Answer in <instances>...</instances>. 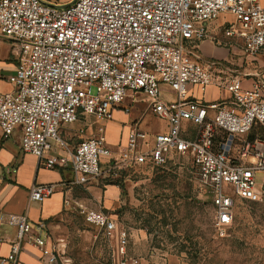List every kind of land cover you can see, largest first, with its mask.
I'll return each mask as SVG.
<instances>
[{
  "label": "built area",
  "instance_id": "obj_1",
  "mask_svg": "<svg viewBox=\"0 0 264 264\" xmlns=\"http://www.w3.org/2000/svg\"><path fill=\"white\" fill-rule=\"evenodd\" d=\"M225 19L223 35L247 56L264 54L261 0H0V32L17 58L14 89L0 94L3 138L21 130V148L49 168L69 166L73 184L88 185L104 173L112 179L132 168L166 165L176 156L197 170L214 207L213 225L225 236L234 223L236 199H264V78L242 87L239 72L197 59V43L214 38L211 22ZM191 85H211L230 99L204 103L188 96ZM162 86L176 95L164 97ZM166 123L150 134L135 121L125 144L111 149L105 126L70 144L62 128L83 118L107 122L116 109L130 113L139 104ZM188 124V126H187ZM84 134V130H79ZM263 177L258 180L257 174ZM55 184L33 185L31 201L42 202ZM82 212L88 224L115 242L114 260L127 262L129 234L102 210ZM0 223L17 230L0 264H18L23 244L37 246L48 263L75 264L65 238H51L43 222L5 212ZM98 237V236H97Z\"/></svg>",
  "mask_w": 264,
  "mask_h": 264
},
{
  "label": "rangeland",
  "instance_id": "obj_2",
  "mask_svg": "<svg viewBox=\"0 0 264 264\" xmlns=\"http://www.w3.org/2000/svg\"><path fill=\"white\" fill-rule=\"evenodd\" d=\"M138 106L145 107L142 103ZM71 125L74 130L82 127L80 121ZM143 125L156 131L165 126L152 115ZM262 177L259 172L258 180ZM114 180L109 176L102 179L100 189ZM118 180L121 195L109 210L101 207L100 194L84 193L89 209L110 214L127 230V253L129 246L145 242L149 255L155 252L159 259L172 264H264V199H236L234 223L225 236H220L213 225L211 195L188 158L176 156L161 167L132 168ZM82 210L79 203H74L69 213L72 223L67 234H60L69 244L74 263L112 264L115 242L88 224Z\"/></svg>",
  "mask_w": 264,
  "mask_h": 264
},
{
  "label": "crops",
  "instance_id": "obj_3",
  "mask_svg": "<svg viewBox=\"0 0 264 264\" xmlns=\"http://www.w3.org/2000/svg\"><path fill=\"white\" fill-rule=\"evenodd\" d=\"M55 1L66 5L72 0ZM261 2L264 4V0H261ZM229 18L231 17L222 16L209 25L211 35L214 38L222 39L223 44L206 39L198 43L199 48L195 47L194 52L201 62H216L218 68L222 71L244 74L242 76V87L250 89L256 80L257 74L264 78V54L247 56L239 44L224 37L221 26L225 19ZM202 50L206 53L204 54ZM16 69V55L10 43L0 32V94L8 93L14 89L9 79L16 73ZM162 91L166 99L173 100L176 98L175 93L169 87L162 86ZM188 96L204 103H213L228 100L231 95L225 89L215 85L209 86L206 91H202L199 86L191 85L188 88ZM148 115L160 120L151 112H146L145 107L140 108V106H137L136 111L132 110L130 113L116 109L113 120L107 122L92 117L79 120L82 123L80 129L84 130V134H80V129L74 130L71 124L62 128V134L70 144L74 145L80 141V137L93 135L97 127L103 124L109 146L111 149L117 150L119 145L125 144L131 126L137 120H141L142 127L150 134L166 131L164 121L165 126L162 130L156 131L144 126L143 123ZM108 176L104 173L88 185L73 184L74 174L69 166L49 168L43 160L33 154L23 152L20 128H17L14 134L6 139L3 138L0 128V208L9 213H25L34 224L43 222L53 239L63 238L64 235L60 234H67L68 225L72 223L69 213L72 212L74 203H79L86 210H97L89 209L86 206L85 191L92 195L100 194L102 202V206H100L107 210L117 205L121 195L120 185L111 181L109 184H104L100 189V184L103 183L102 179ZM37 184H55L57 186L56 192L42 202L31 201L29 191L33 185ZM16 234V228L0 223V258L9 254L11 243L16 239ZM145 246V242L140 246H129L127 253L129 258L125 264H172L170 260L159 259L155 252L149 255L146 248H144ZM68 256L75 262L69 253V244ZM18 264L51 263L46 261L37 246L25 243L20 252ZM112 264L117 263L114 260Z\"/></svg>",
  "mask_w": 264,
  "mask_h": 264
},
{
  "label": "trees",
  "instance_id": "obj_4",
  "mask_svg": "<svg viewBox=\"0 0 264 264\" xmlns=\"http://www.w3.org/2000/svg\"><path fill=\"white\" fill-rule=\"evenodd\" d=\"M256 134L261 135V136L264 137V133H263L262 131H260V130H255V131L251 134V137H254ZM113 183L119 185V180H118V178H117L116 180H114Z\"/></svg>",
  "mask_w": 264,
  "mask_h": 264
}]
</instances>
